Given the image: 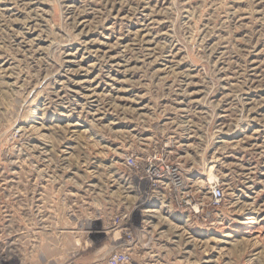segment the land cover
Listing matches in <instances>:
<instances>
[{"label": "rangeland", "instance_id": "rangeland-1", "mask_svg": "<svg viewBox=\"0 0 264 264\" xmlns=\"http://www.w3.org/2000/svg\"><path fill=\"white\" fill-rule=\"evenodd\" d=\"M122 253L264 264V0H0V264Z\"/></svg>", "mask_w": 264, "mask_h": 264}, {"label": "built area", "instance_id": "built-area-1", "mask_svg": "<svg viewBox=\"0 0 264 264\" xmlns=\"http://www.w3.org/2000/svg\"><path fill=\"white\" fill-rule=\"evenodd\" d=\"M127 165L132 169L137 180L145 185L148 200L156 198L158 193L174 194L176 205L192 206L193 201L188 200L189 194L182 188V179L178 168L170 164L162 155L155 153L141 162H137L132 158L127 160ZM223 200V191L214 187L209 194L208 206L215 208L221 204ZM130 238V236H127ZM126 255L115 254L113 262L123 264L126 262Z\"/></svg>", "mask_w": 264, "mask_h": 264}]
</instances>
